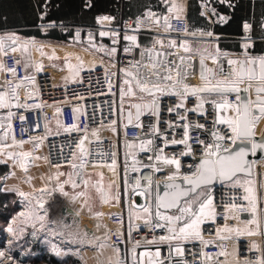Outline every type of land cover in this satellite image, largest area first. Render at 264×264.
Here are the masks:
<instances>
[{
  "label": "built area",
  "instance_id": "obj_1",
  "mask_svg": "<svg viewBox=\"0 0 264 264\" xmlns=\"http://www.w3.org/2000/svg\"><path fill=\"white\" fill-rule=\"evenodd\" d=\"M213 1L230 11L233 8L231 0ZM114 19L98 21L92 27L69 29L74 42L91 47L85 50L93 60V65L83 67L72 82L58 79L53 73L50 63L59 58L47 44L30 50V66H25L12 49L2 50L0 91L5 94L7 107H0V139L8 134L13 147L25 146L33 161L47 167L50 182L40 193L41 205L48 194L60 195L56 190V172L65 176L75 165L86 173L116 171L119 197L115 205L105 207L102 213L109 244L123 246L125 250L122 264H147L143 250L152 251L155 264H264V149H258L257 156L256 152L253 154L252 178L239 177L209 188L214 214L206 216L199 225V237L162 240L172 233L168 223L157 216V212L180 215L179 211L162 213L157 207L158 184L176 172L174 165L164 162L165 158L180 161L177 179H182L199 166L206 145L220 143L229 149L234 146L228 126L216 122L220 116L233 113L217 109L211 101L227 99L235 103L236 96H137L127 76L131 74L136 79L137 94L145 85L147 89L156 88L154 85L201 86L204 82L199 73L200 56L185 51V43L217 44L223 39L191 38L186 16L164 19L152 9L136 19L123 14L118 21ZM205 20L207 28L214 26L209 17ZM250 29L244 32L249 33ZM129 36H145L154 44L137 46L126 40ZM158 38L161 43L156 42ZM233 59L239 57L217 49L207 57L216 68L214 80L224 79L232 67L228 61ZM169 75L172 79H165ZM124 96H129L130 101L125 103ZM137 103L142 105V118L127 126L125 111L130 108L133 116ZM146 104L151 106L147 114ZM157 106L159 119L155 114ZM214 132L225 139L217 141ZM182 140L191 146L187 155L188 147L180 143ZM246 196L248 199H244ZM64 203L62 198L59 207ZM145 207L148 213L143 211ZM156 223L164 227H154ZM180 226L172 225L177 229ZM225 229L234 233L222 234ZM250 231L255 234L249 235ZM230 250L234 252L233 258L229 256Z\"/></svg>",
  "mask_w": 264,
  "mask_h": 264
},
{
  "label": "crops",
  "instance_id": "obj_2",
  "mask_svg": "<svg viewBox=\"0 0 264 264\" xmlns=\"http://www.w3.org/2000/svg\"><path fill=\"white\" fill-rule=\"evenodd\" d=\"M44 1V0H42ZM205 1L208 5H215L218 6L213 0H128L123 13L127 17H131L133 19H136L138 17H141L144 15V12L148 9L156 10L160 16H162L164 19L169 18L170 16H186L189 19L190 25H191V38H198V39H213V40H220V39H230L232 37L230 36H224L219 35L213 31V27L207 28L205 26V19L202 18L201 12L202 8L200 7V2ZM44 5L41 8V12L37 13V17L41 21L48 11H50L49 2L44 1ZM254 3V2H253ZM224 6V5H223ZM91 7V2L86 1L85 2V9H88ZM227 8L226 6H224ZM37 11V9H36ZM122 15V13H121ZM103 17L113 18L112 15L108 14H99L98 17L94 20L95 24L98 21L106 22L107 20H103ZM121 17V16H119ZM116 20V19H114ZM38 20L31 22L30 20H26L23 17H20L16 20L8 21L6 25H3L2 22H0V40H2V43L0 44V57L3 50V44L5 42H16L15 47L12 48L15 49V53H18L19 56L23 59V62L25 66H30L32 64L30 59V50L38 48L39 46L43 47V44H47V48H51L53 51L56 52L59 60L50 63V67L53 69V73H55L56 77L58 79H64V81L70 82L71 80H74L75 77L73 76V72H75L79 67L82 66H92L93 60L91 54H89L84 47L72 40V38L69 40L68 44H57V43H49V42H43L36 38H27L24 37L21 33L24 31H28L31 28L28 27L30 25H34L37 23ZM40 23V22H39ZM43 26V25H39ZM226 27V26H223ZM223 27H218L223 28ZM53 27H40L38 29L40 30H46L51 29ZM217 29V28H216ZM221 30V29H220ZM245 27H243V36L240 38H237L238 42H221L217 43L212 42L211 44L207 43H196V42H186L184 47H187L190 49V51H193L195 54H198L199 56L204 54L205 57H210L212 54H214L217 49L222 52H228L231 54H234V52H231L230 50L240 49L243 51H251L252 49L256 48V50L264 51V39H256L255 35L252 33V26L249 33L244 32ZM264 30V26H263ZM70 32L69 29L64 30V32ZM208 33H212L211 36L207 35ZM133 37V36H129ZM135 40H130L128 37H126V40L130 41L132 44L141 46V47H147L154 44V40H151L148 37L145 36H134ZM264 38V37H263ZM171 40V39H170ZM235 40V39H234ZM254 41V42H253ZM158 43H161V39H157ZM173 44L175 42L172 41ZM245 45H248L247 48H245ZM106 57V55L104 56ZM108 57V56H107ZM110 58V57H109ZM129 81L132 82L133 87V93L134 95H141L137 94V88L134 84V79L131 74H127ZM0 94H3V92L0 91ZM1 140H3L0 144L4 146H0V164H3L4 166H7L9 169L8 173H5L4 177L1 179L2 184L4 185V188L7 189V180L10 176L13 175V171L16 172L17 176H21L23 172H21L20 165L22 163L26 164V168H32L37 165L35 161L32 160V164H29L30 156L26 153L20 158L17 155H11L6 154V150H8L9 145L11 144V139L8 136L2 137ZM13 148H19V147H13ZM19 150V149H18ZM13 157L15 159H13ZM22 162V163H21ZM23 165V164H22ZM45 168V165L43 166ZM46 170V168H45ZM21 172V173H20ZM47 173V170L45 174ZM69 174V170H67V174ZM89 174V173H88ZM87 175V173H86ZM50 182V180H49ZM49 185V184H48ZM46 188V187H45ZM44 189V188H43ZM42 189V190H43ZM59 193V192H58ZM23 213V215H21ZM28 213V215H27ZM30 212H27L26 208L24 209L21 206V209L18 214V219H12L8 226L5 229L4 235L2 237L3 239V246L0 248V264H18V261L16 260L17 255L13 252L11 249V245L13 243H17L25 239V237L29 236V241L32 242H38L40 245H42V248L47 247L50 249V251L54 252L55 254L59 256H66V255H74L77 258H79L83 264H122V258H121V251L119 247L112 246L109 244L107 237L105 241H99L97 242V248H91L94 247L91 244L92 241L95 239L98 240L97 233L98 229L94 228V235H90L88 232L86 233L85 229L83 232V240L86 241V247H89L85 251L80 252L79 246L78 248H75L72 244H68L70 242H67V240H63L61 238L62 232H69L71 228L64 229L61 224H56L54 220L49 221L48 223H45L43 220H41L40 216L35 212V214L38 215L36 218H32V216H29ZM53 218V216H51ZM58 222L59 218L57 217ZM80 222V220H79ZM75 225V224H74ZM85 226L91 227V224H85ZM9 228L12 229V231H9ZM48 231V232H46ZM87 234V235H86ZM106 236V235H105ZM60 241L63 243L65 249H60V244H57V242ZM69 241H71L69 237ZM99 244V245H98ZM103 244L104 247H100V245ZM74 247V248H73ZM66 249H69L66 250ZM79 249V250H78ZM21 253H24V250L21 249ZM25 255V254H24ZM20 255L19 257H21ZM125 256V254H124ZM142 256L145 257L147 260V264H155L152 251L151 250H143ZM138 262V259L136 260Z\"/></svg>",
  "mask_w": 264,
  "mask_h": 264
},
{
  "label": "snow or ice",
  "instance_id": "obj_3",
  "mask_svg": "<svg viewBox=\"0 0 264 264\" xmlns=\"http://www.w3.org/2000/svg\"><path fill=\"white\" fill-rule=\"evenodd\" d=\"M102 19L107 20L109 18L103 17ZM165 22L167 23V20ZM244 27L246 30L250 29V25L248 24H245ZM101 35H104V33H101ZM207 35L211 36L212 33H208ZM128 39L135 40V37H128ZM247 47L248 45H245V48ZM185 51H190V49L185 47ZM228 63L232 67L225 74L224 79L210 81L205 75L202 59L200 76L204 83L202 86L192 87L191 92L193 95L197 93H218L221 95L236 93L235 103L227 99H223L219 103L215 100L211 101L217 109L224 111L230 110L233 113L231 116H220L216 122L228 126L232 133L230 139L233 144L236 141H240L241 143L246 142L251 145V151L254 154L258 149H264V143H256L253 140L255 127L261 119H264V57L253 58L245 55L243 60L233 59L229 60ZM8 71L15 72V69H8ZM165 79L170 80L172 77L169 75ZM154 87L158 91H164L158 85H154ZM144 90H148L146 85ZM241 90L248 93L247 99L240 98L239 93ZM184 91H189L187 85ZM0 107H7L5 94H0ZM200 107H203V102ZM198 127H203V125H198ZM213 136L216 137L217 141L225 139V137L219 136L215 132ZM172 143L177 142L172 141ZM180 143L188 147V152L185 155L189 154L191 152V146L188 145L187 140H182ZM205 147L207 150L204 153V158L196 170L192 174L182 177L183 181L189 186L187 188H183L176 183L180 169V161L176 158L164 159L166 164L175 166L176 172L168 177V187L171 191L164 193L157 207L176 208L180 212V215L166 216L160 215L157 212L159 219L168 223V230L172 233L169 237H162V240L187 239L189 236L199 237V225L206 216L214 214L212 211V196L208 194L209 186L217 179H220L222 182L224 180H231L238 172L247 170L246 165L249 164V161L246 159L248 154L247 149L241 148L239 151L232 152L229 148H224L220 143H213ZM244 199H248V197L246 196ZM182 200L184 201L183 205L181 204ZM194 207L195 210H193ZM206 210H208L207 213ZM143 211L146 213L149 212L146 207ZM148 222L147 220L145 221L146 224ZM176 224L181 226L178 229L172 227V225ZM154 227H164V224L156 223ZM9 231H12V229L9 228ZM236 231L239 234V229ZM248 234L253 235L255 233L250 231ZM100 247L102 248L104 245L101 244ZM176 251L179 253L180 249L177 248ZM221 254L224 255L225 253Z\"/></svg>",
  "mask_w": 264,
  "mask_h": 264
},
{
  "label": "trees",
  "instance_id": "obj_4",
  "mask_svg": "<svg viewBox=\"0 0 264 264\" xmlns=\"http://www.w3.org/2000/svg\"><path fill=\"white\" fill-rule=\"evenodd\" d=\"M44 1L0 0V22L6 25L8 21L16 20L20 17L31 22L38 20L34 25L28 26L31 28L30 30L24 31L21 34L24 37H33L43 42L68 44L72 38V34L68 31L65 33L64 30L72 27H92L95 25L94 20L99 14L112 15L116 21L119 20V16H122L121 13L127 17L123 13V10L128 0H48L50 11L40 21L37 13L41 12ZM86 1L91 2V7L88 9H85ZM231 1L233 3L231 11L223 5L217 6L221 12L229 15L231 20L226 27L220 28L221 30L214 26L213 31L219 35L232 37L222 40L223 42H232L243 36V27L246 23H249L252 26L253 35L257 37L254 40L264 39V0ZM40 24L44 27L53 28L40 30L38 28L43 27L39 26ZM205 26L207 27L206 20ZM83 47L87 50L91 48L88 44H83ZM230 51L239 53L241 50L238 48ZM250 52L253 57L257 58L264 55V51L258 52L256 48ZM8 172V167L0 164V248L3 246L2 237L8 223L18 217L21 209L16 195L3 190L1 179ZM11 249L18 257L16 258L18 264H83L74 255L59 256L47 247L42 248V245L38 242L29 241L28 235L22 241L13 243ZM21 249L24 250V253H21ZM20 255L22 256L19 257Z\"/></svg>",
  "mask_w": 264,
  "mask_h": 264
},
{
  "label": "rangeland",
  "instance_id": "obj_5",
  "mask_svg": "<svg viewBox=\"0 0 264 264\" xmlns=\"http://www.w3.org/2000/svg\"><path fill=\"white\" fill-rule=\"evenodd\" d=\"M190 52L194 53L193 51ZM82 68L83 66L81 68L79 67L75 72H73V76L75 77V79L71 80L70 82L77 80L79 72ZM123 88H124V84H123ZM124 100L125 103L129 102L130 101L129 96H124ZM5 136H8V134ZM2 141L3 140L0 139V143ZM0 146H4V144L3 145L0 144ZM18 149L13 148V146L10 144L8 150H6L5 155L6 154L17 155L20 158H22V156L26 153V147L19 146ZM13 159L15 158L13 157ZM22 164L20 165L21 172H23L22 175L17 176L16 172L13 171V175L10 176L7 180V187H6L7 189H5L3 185V190L5 192H12L13 194H15L20 207L22 206L26 208L27 212H30L29 216H32V218H36L39 215L41 220H43L45 223L54 220L56 224H60V222H58L57 215L53 216L52 218L41 207L42 200L40 193L42 189L43 188L45 189V187H47L49 184L47 167L45 166L47 170V173L45 174L46 170L43 167L44 165L42 164H37L32 168H26L27 165L24 163ZM107 171H112V170L103 169L100 171H92L89 174L87 173L85 179V185L76 192L70 189L68 175L62 176L60 171L54 174V178L56 182V190L59 192L60 196L64 199L65 203L69 205L71 208H73L76 212H78L83 218L81 219L80 222L78 221L77 224L73 225L69 232L61 233V238L63 240H67V242H70L68 244H72L75 248H78L79 246L80 252L85 251L86 249L89 248L86 247L85 244L86 241L84 240L74 241L72 240L71 236H74L75 234L78 233L83 234L82 232L84 231L83 223L88 225L91 224V226L97 228L99 232L97 233V236L99 237L98 240L95 239L91 243H88L94 246L91 248L93 249L97 248L98 247L97 242L105 241L106 239L105 236L106 226L104 224V218L102 212L105 207L109 208L111 205H115L119 197V192H118L119 190L117 187V179H118L117 173L115 170H113L112 172L114 173V179H110V177L107 174ZM248 184L251 185L252 181H249ZM21 193H23V195H21ZM35 212L39 214L37 215L35 214ZM237 228H239V226ZM221 233L225 235H230L234 233V230L225 229L221 231ZM69 237L71 241H69ZM57 244H60L58 245L60 246V249L62 250L65 249L64 247L65 244L63 245L62 242L58 241ZM66 250L69 251V249ZM229 256L230 258L234 257L233 250H230Z\"/></svg>",
  "mask_w": 264,
  "mask_h": 264
},
{
  "label": "water",
  "instance_id": "obj_6",
  "mask_svg": "<svg viewBox=\"0 0 264 264\" xmlns=\"http://www.w3.org/2000/svg\"><path fill=\"white\" fill-rule=\"evenodd\" d=\"M200 7L202 8V12H201L202 18L206 19L207 17H209L212 20L214 26H216V27L226 26L228 24V22L231 20V17L229 15L221 12L218 9V7H216L215 5H208L207 2L202 1V2H200ZM15 45H16V42L11 41V42H5L2 47H3V50H9V49H12L13 47H15ZM234 54H236L239 57V60H243L245 55H247L249 57H253L250 51L245 52V51L241 50L239 53H234ZM262 57H264V55ZM253 58H257V57H253ZM202 59L204 62L205 75L207 76V71H208L209 79L214 80L216 78V74H215L216 68H215V66L208 63L207 57H205L204 55H200L199 73L201 72V60ZM200 78H201V76H200ZM133 79H134V84H135L136 88H138L136 79L135 78H133ZM184 88L185 87L161 88V89H164V91H158L157 88H149L148 90L138 89V91L140 92V94H142L146 97H154L158 94H162L164 96H172V97L236 96L237 95L236 93H226L223 95L218 94V93H197V94L193 95L191 92L192 87H188L189 91H187V92L184 91ZM239 96L241 99H247L248 93L241 90L239 93ZM137 106H139V107H137ZM144 107H145V113L146 114L149 113L151 110V106L149 104H146ZM142 111H143L142 105L139 103L134 105V115L133 116H132V110L130 108H127L125 111L126 125L128 126V125H131L133 122H135V123L139 122L142 118ZM155 114L157 116V119H159L160 109L158 106L155 109ZM253 140L255 142L259 141L261 143H264V126L260 132L257 130V126L255 127V136L253 137ZM241 148H245L248 150V154L246 156V159L249 161V164L246 165L247 170L243 171V172H238L236 174V176L233 177L231 180H224L222 182L220 179H217L209 186V188L216 186L218 183L219 184L231 183L239 177H243L245 179L252 178L254 155L251 151V145L246 143V142L241 143L240 141H237L230 150L232 152H236V151H239ZM202 160H203V158L198 160V164H200V162ZM28 162L30 165L33 163L31 158ZM85 179H86V172L83 170V168L81 166L75 165V166H72L69 168L68 180L70 183V189L71 190L76 192L79 189H81L85 185ZM176 183L179 184L183 188L189 187L183 181V179H177ZM168 184H169L168 180L160 182L158 184V187H157V205L160 203V199L163 197L164 193L171 191V189L168 187ZM185 199H187V198H185ZM183 203H184V201L182 200L181 204L183 205ZM158 210L162 213H171V212L178 211L176 208H164V207H159ZM108 213L110 214V213H112V211L108 212ZM56 214L59 218L61 226L64 229L71 228L74 224H77L78 221L80 220V214L78 212H76L73 208H71L69 205H67L66 203H64L61 207H59L57 209ZM84 229H85L86 233L88 232L90 235H92V236L94 235V228L92 226L91 227L84 226ZM119 248L121 251L122 261H124L125 250H124L123 246H119ZM135 259H136V257H135Z\"/></svg>",
  "mask_w": 264,
  "mask_h": 264
},
{
  "label": "bare ground",
  "instance_id": "obj_7",
  "mask_svg": "<svg viewBox=\"0 0 264 264\" xmlns=\"http://www.w3.org/2000/svg\"><path fill=\"white\" fill-rule=\"evenodd\" d=\"M35 57L36 58L38 57V53H36ZM263 126H264V119H261L260 122L257 124V127H258L257 130L260 132ZM256 156H257V151H256ZM261 162L263 161L261 160V157H260V162H259L260 165H261ZM112 171H107V174L110 177V179H114V173ZM43 201H44V205H41V207L47 212L49 216H53L55 213V210L60 206L62 202V198L60 197V195L52 192L48 194L46 197H44ZM81 219L83 218L80 215V221ZM71 238L74 241H82L84 237L82 233H78V234H75L74 236H71Z\"/></svg>",
  "mask_w": 264,
  "mask_h": 264
}]
</instances>
